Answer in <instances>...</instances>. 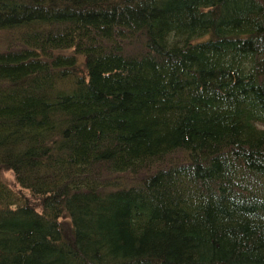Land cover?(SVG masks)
<instances>
[{"label":"trees","instance_id":"obj_1","mask_svg":"<svg viewBox=\"0 0 264 264\" xmlns=\"http://www.w3.org/2000/svg\"><path fill=\"white\" fill-rule=\"evenodd\" d=\"M0 41V264H264V0H0Z\"/></svg>","mask_w":264,"mask_h":264},{"label":"rangeland","instance_id":"obj_2","mask_svg":"<svg viewBox=\"0 0 264 264\" xmlns=\"http://www.w3.org/2000/svg\"><path fill=\"white\" fill-rule=\"evenodd\" d=\"M4 47V43L0 41V48ZM2 177L9 182V184L16 190H18L19 185L17 182V179L15 178L13 172L11 171H6L2 173ZM129 180V179H128ZM123 181V178H122Z\"/></svg>","mask_w":264,"mask_h":264}]
</instances>
